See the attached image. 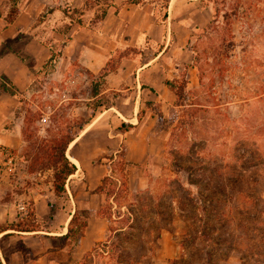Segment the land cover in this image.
<instances>
[{
  "label": "rangeland",
  "instance_id": "1",
  "mask_svg": "<svg viewBox=\"0 0 264 264\" xmlns=\"http://www.w3.org/2000/svg\"><path fill=\"white\" fill-rule=\"evenodd\" d=\"M15 1L23 14L16 21L17 32L4 35L8 37L4 45L25 63L30 84L15 99L8 98L11 114L2 122L10 130L19 128L22 145L17 150L0 148V153L17 160L12 162L13 182L18 169L47 173L19 179L14 191L48 186L49 180L53 188V172L49 178L35 159L50 141L71 132V125L89 118L96 100L80 45L96 43L100 9L112 4L108 10L118 9L123 0ZM10 2L0 0V16ZM153 2L160 22L167 0ZM196 8L203 15L197 16L198 23L204 16L214 19L209 28H197L188 43L196 78L201 77L196 88L179 90L180 71L171 82L173 98L137 105L127 99L133 89L104 92L101 85L103 105L93 118L100 132L93 131L90 139L102 141L108 132L114 138L117 130L128 132L126 123L135 108L138 120L155 123L147 137L163 148L143 168L148 180L137 193L128 191L126 175L133 168L126 161L124 142L115 158L103 155L111 169L103 194H112L105 197L103 207L111 214L109 226L115 231H108L101 242L107 240L106 244H97L75 264H264V0H198ZM62 9L70 16L65 17ZM226 13L232 14L229 24L223 19ZM71 17L80 19L81 26ZM4 24L0 21V35ZM72 38L71 50L63 56ZM145 38L146 61L152 54ZM144 47L115 50L106 69L114 71L122 56L142 54ZM36 49L56 55L52 69L37 66L44 55ZM126 73L118 78L123 85L128 83ZM4 82L7 88L12 86ZM176 94L183 98L178 100ZM159 112L163 120L158 119ZM73 131L79 141L81 131ZM66 154L71 155L68 147ZM2 169L0 161V173ZM31 209L27 205V211ZM86 213L77 214L74 231Z\"/></svg>",
  "mask_w": 264,
  "mask_h": 264
},
{
  "label": "crops",
  "instance_id": "2",
  "mask_svg": "<svg viewBox=\"0 0 264 264\" xmlns=\"http://www.w3.org/2000/svg\"><path fill=\"white\" fill-rule=\"evenodd\" d=\"M196 1L198 0H167L165 16L159 22L154 14L155 3H152V0H141L138 5L125 3L123 0L122 5H117L118 9L108 10L104 19L97 25L96 43L80 45L83 65L91 73L98 74L112 52L118 49L144 47L145 37L148 36L151 59L143 60L148 50L147 46L142 49V54H136L138 56H124L118 68L104 78L102 83L104 92L133 89V92L128 94V101L136 102L137 105L140 101L164 103L167 97H174L172 88L165 82H173L179 77L180 71H182L180 77L184 76L186 81L185 87L196 88L198 77L196 78L192 65L188 43L194 31L206 27L211 20L204 16L199 23L196 21L197 16L202 15L196 8ZM8 10L7 8L0 16V21L5 23L4 31L0 35V84L7 80L17 92H21L30 84V79L26 75L28 69L17 53L4 45L8 42V37L4 35L7 32H17L16 21L23 11L18 10L14 20L7 23ZM86 31L88 30H82L81 33ZM73 41L74 38L65 48L63 56L68 55ZM91 44L94 46L90 47ZM36 50L44 55L39 64L34 57L37 66L40 67L48 59L51 51ZM123 67L126 69L123 70ZM122 72H127L126 77L129 78L125 85L118 80ZM126 86H130L129 89ZM8 98L15 99L0 88V148L17 150L22 145L19 128L10 130L2 127L3 120L11 114ZM136 114L134 108L130 115L131 120L126 123L130 130L128 132L117 130L119 135L115 138L111 135L112 132H108L105 140L92 141L89 135L93 134V131L100 132V129L93 125L96 119L81 131L79 141L73 140L68 145L71 155L66 156L75 165L76 171L67 179L65 192L60 196L54 193L51 180L48 186L35 184L29 190L14 191L13 188L19 183V179L45 177L47 173L29 174L18 169V180L13 182L14 175L11 170L15 169V163L12 162L16 159L0 153L3 167L0 173V225H13L12 229L0 231V264H75L104 240L109 231L110 221L98 215L105 200L103 192L99 191L98 187L102 184L103 178L110 176L111 169L110 165L103 163V155L113 154L115 158L119 152L118 146L124 142L127 150L126 161L133 168L126 175L128 191L137 193L144 188L148 180L143 174V168L150 164L153 155H157L161 148L155 139L147 137L155 123L140 121ZM115 119L112 118L111 122ZM120 133H124L123 136ZM114 139H118L117 143ZM47 172L51 178V170ZM27 205L32 207L39 224L35 231H23L18 227L27 218ZM83 210L89 214L86 226L77 241L72 242L66 238L71 220Z\"/></svg>",
  "mask_w": 264,
  "mask_h": 264
},
{
  "label": "trees",
  "instance_id": "3",
  "mask_svg": "<svg viewBox=\"0 0 264 264\" xmlns=\"http://www.w3.org/2000/svg\"><path fill=\"white\" fill-rule=\"evenodd\" d=\"M208 2L210 0H207ZM125 3L128 4H133V5H138L140 4L141 0H124ZM10 6H9V10H8V14H7V18L6 21L7 23H11L14 18L16 17V15L18 14V7L16 5V1L15 0H11L10 2ZM114 5H106L105 7H102L100 9V15L98 18V22L100 23L104 17L107 14V11L110 7H113ZM61 12L63 13V15L65 17L70 16V14L68 12H66L64 9L61 10ZM232 14L226 13L223 16V19L225 20V22L227 24H229V18L231 17ZM71 20H76V24L78 26H81V20L80 19H74L73 17H71ZM98 23V24H99ZM214 23V19H211L209 24L205 27V28H209L212 24ZM125 56V55H124ZM122 56V57H124ZM56 55L53 54L51 52L50 56L48 57V59L45 61V63L42 65L41 69L42 70H46L48 68L52 69L53 68V63L55 61ZM108 63H106V65L104 66V68L102 69L101 73L98 76H95L93 74L90 73L91 75V94H92V98L95 101V103H93V105L89 108L90 110V116L87 119L81 120L78 123H75L74 125H71V128L69 130H71V132L66 133L65 135L62 136V138H60L59 140H54V141H50V143L48 145H45L43 149H41L40 155L38 154V156L35 159V165L36 167L41 171V170H51L53 172V188H54V193L57 196H60L62 193L65 192V184L67 179L73 175L76 171V167L75 165L67 158V156L65 155V151L68 147V145L74 140L75 136L77 133H75L73 130L76 128L78 131H81L84 126L88 125L91 123V121L93 120V118L95 117L96 111L98 110V108L102 107L103 103L102 100L100 99L101 93H100V88L101 85L104 81V78L107 76L108 73L112 72V70H108L106 69ZM95 78V79H93ZM199 81L201 82V77H198ZM165 84L167 86H169L170 88H172V84L168 81L165 82ZM185 84L186 81L184 80V76H182V82H181V86L179 88V90L182 92L185 89ZM0 88L1 90L10 95V96H14L17 97L18 92L17 90L13 87L10 86L9 88L6 87L5 83L1 82L0 84ZM177 99L179 100V98H183L180 95L176 94ZM102 103V104H101ZM178 106H182L183 103L178 101L177 103ZM158 119L159 120H163V115L161 112L158 113ZM109 176L105 177L102 179V184L98 187V190L103 192V183L108 179ZM124 188L125 184H124ZM112 194L111 193H105V197L108 199L109 197H111ZM131 214V211H130ZM98 215L104 218H107L109 221H111V214L104 209V207L102 206L101 209L98 211ZM88 217V213L84 214V220L81 221L80 223L77 224V230H73L71 227L68 231V234L66 235V238H69L72 242H76L78 237L82 234L84 227L86 226V218ZM119 217V215L115 214L114 218ZM77 215H75L72 220H71V226L73 223L76 222ZM13 225H0V231L1 230H6L8 228L12 229ZM21 230L23 231H35L37 230V228L39 227V224L35 218L33 209H31L30 211H28L27 213V218L25 220L24 223L20 224V226H18ZM119 229V228H117ZM116 229V230H117ZM109 231H115L111 229V226L109 227ZM107 242V240L102 244L99 243L98 245H105ZM93 251V250H92Z\"/></svg>",
  "mask_w": 264,
  "mask_h": 264
}]
</instances>
